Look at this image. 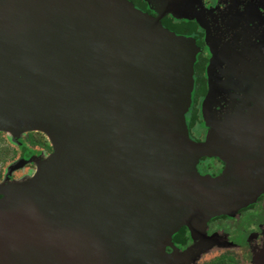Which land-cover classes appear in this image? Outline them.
Instances as JSON below:
<instances>
[{
  "label": "water",
  "instance_id": "water-1",
  "mask_svg": "<svg viewBox=\"0 0 264 264\" xmlns=\"http://www.w3.org/2000/svg\"><path fill=\"white\" fill-rule=\"evenodd\" d=\"M190 4L164 0L154 17L129 0H0V130L52 144L1 188L0 264H169L180 227L264 192L262 108L214 109L213 90L206 139L189 135L199 49L160 17L192 18ZM202 155L222 172L201 174Z\"/></svg>",
  "mask_w": 264,
  "mask_h": 264
},
{
  "label": "flooded vegetation",
  "instance_id": "flooded-vegetation-1",
  "mask_svg": "<svg viewBox=\"0 0 264 264\" xmlns=\"http://www.w3.org/2000/svg\"><path fill=\"white\" fill-rule=\"evenodd\" d=\"M129 1L154 17L159 16L164 5V0ZM196 1L190 4L192 18H177L167 11L160 21L175 32L171 24H187L188 30L178 33L192 36L198 46L189 107L190 110L193 105L198 106V118L188 130L193 140L204 141L209 127L205 126L201 106L213 90L216 92L214 109L222 111L227 102L244 100L249 107L246 112L255 113L262 108L264 113V72L257 70L251 60L259 58L264 65V49L261 48L264 44V0ZM237 45L242 48L231 52ZM229 53L233 55L228 56ZM232 70H237L239 76L236 77ZM6 132L0 130V191L3 185L30 176L36 170L39 157L52 152V144L44 132L27 131L21 134L18 143L14 141L17 135L6 137ZM37 136L44 139H35ZM224 167L225 162L215 155H202L196 163L201 174L212 176L219 175ZM170 243L165 251L170 254L175 249L177 254L169 264H264V192L234 214L212 216L201 230L183 225L173 233Z\"/></svg>",
  "mask_w": 264,
  "mask_h": 264
},
{
  "label": "rangeland",
  "instance_id": "rangeland-1",
  "mask_svg": "<svg viewBox=\"0 0 264 264\" xmlns=\"http://www.w3.org/2000/svg\"><path fill=\"white\" fill-rule=\"evenodd\" d=\"M189 2H191V3H196V2H198V1H196V0H189ZM248 6H249V2H247L246 3ZM259 21H260V19H259ZM262 25V24H261ZM176 33H178V32H176ZM236 33V32H235ZM235 33H233V34H235ZM178 34H181V33H178ZM241 49L242 47L240 46V45H237V47L236 48H234V49H231V52H235V50L236 49ZM261 48H263L264 49V44H262L261 45ZM244 49V48H243ZM230 55H233L232 53H229L228 54V56H230ZM251 55H252V53H251ZM228 56L226 55V58H228ZM235 56H236V54H235ZM252 60V63H253V65L254 66H256L257 67V70H263V72H264V65L262 64V62H260L259 61V58H253V59H251ZM237 64H238V62H237ZM247 67V66H246ZM244 79H248V78H246L245 76H244ZM244 87H246L245 85H244ZM204 120V119H203ZM34 134H37V133H34ZM6 137H8V136H10L11 135V133L10 132H6ZM22 135H17V136H15V138H14V141L15 142H20V139L22 138L21 137ZM31 136H33V137H35L34 135H31ZM21 137V138H20ZM47 137V136H46ZM35 139H39V140H42V139H44V137L43 136H37ZM5 142H7V141H5ZM45 156L42 154V156H41V158H44ZM17 163H18V161H17ZM16 163V164H17ZM15 167H16V165H15Z\"/></svg>",
  "mask_w": 264,
  "mask_h": 264
},
{
  "label": "trees",
  "instance_id": "trees-1",
  "mask_svg": "<svg viewBox=\"0 0 264 264\" xmlns=\"http://www.w3.org/2000/svg\"><path fill=\"white\" fill-rule=\"evenodd\" d=\"M170 23V22H169ZM171 24V23H170ZM171 26L177 31V32H186L188 30V25L184 23L180 24H174ZM198 118V106L195 104L193 105L188 113H186V122L188 126L194 125Z\"/></svg>",
  "mask_w": 264,
  "mask_h": 264
}]
</instances>
